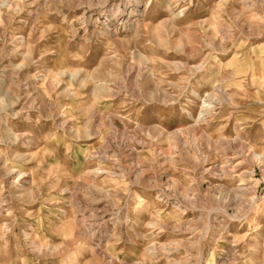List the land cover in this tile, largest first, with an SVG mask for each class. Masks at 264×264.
I'll list each match as a JSON object with an SVG mask.
<instances>
[{
    "label": "rangeland",
    "instance_id": "1",
    "mask_svg": "<svg viewBox=\"0 0 264 264\" xmlns=\"http://www.w3.org/2000/svg\"><path fill=\"white\" fill-rule=\"evenodd\" d=\"M1 98L0 264H264V0H0Z\"/></svg>",
    "mask_w": 264,
    "mask_h": 264
},
{
    "label": "bare ground",
    "instance_id": "2",
    "mask_svg": "<svg viewBox=\"0 0 264 264\" xmlns=\"http://www.w3.org/2000/svg\"><path fill=\"white\" fill-rule=\"evenodd\" d=\"M101 84V83H100ZM99 87V89L101 88L102 89V87L99 85L98 86ZM217 87V86H216ZM217 88H219V87H217ZM216 88V89H217ZM100 89V90H101ZM221 91V90H220ZM193 92V94L194 95H197V93L195 92V91H192ZM221 97H222V99H226V96L225 95H220ZM200 99H201V104H200V106H199V110H198V112H197V116L194 118V120H195V122L196 123H198V122H200V121H204V119L206 118V115H208L209 113H210V109H211V104H210V102L206 99V97L205 96H201L200 97ZM4 102V100L1 98L0 99V104H2ZM188 113V115L189 116H191V113L188 111L187 112ZM198 129V128H197ZM4 132L5 133H7V132H9V129L8 128H5V130H4ZM232 161V160H231ZM228 162V161H227ZM237 164V163H236ZM233 165H235V164H233ZM220 166H222V165H220ZM236 167V166H235ZM220 169H221V167H220ZM244 187V186H243ZM242 189L243 188H241V191H242ZM235 190V189H234ZM238 190V189H237ZM244 191V190H243ZM238 192H239V190H238ZM233 194V193H232ZM234 195V194H233ZM242 195V194H241ZM235 196V195H234ZM239 197V196H238Z\"/></svg>",
    "mask_w": 264,
    "mask_h": 264
}]
</instances>
